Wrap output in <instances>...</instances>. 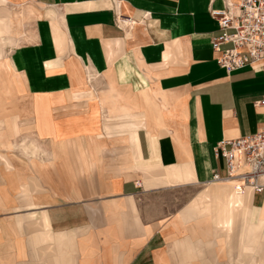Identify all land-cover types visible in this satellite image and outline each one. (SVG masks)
Returning a JSON list of instances; mask_svg holds the SVG:
<instances>
[{"label": "crops", "instance_id": "crops-1", "mask_svg": "<svg viewBox=\"0 0 264 264\" xmlns=\"http://www.w3.org/2000/svg\"><path fill=\"white\" fill-rule=\"evenodd\" d=\"M27 2L33 21L2 59L20 23L10 8L23 14ZM221 5L0 0V69L10 74L0 92H21L33 131L17 132L13 116L10 133L32 137L46 158L16 174L24 215L15 223L28 230L32 258H43L36 264H202V249L264 264V190L236 195L218 181L171 211L159 205L166 190L215 182L213 170L224 174L215 142L264 122L260 65L215 62L208 8ZM0 164L5 175L15 168L3 152ZM5 197V210L17 205Z\"/></svg>", "mask_w": 264, "mask_h": 264}, {"label": "built area", "instance_id": "built-area-1", "mask_svg": "<svg viewBox=\"0 0 264 264\" xmlns=\"http://www.w3.org/2000/svg\"><path fill=\"white\" fill-rule=\"evenodd\" d=\"M208 13L219 29L210 38L217 52L215 62L226 71L258 63L264 72V0H222L220 7H209ZM121 18L132 22L129 16ZM226 42L227 46H220ZM256 103L264 105V93ZM212 151L223 159L224 174L213 170L210 181L230 180L237 193L246 186L252 192L264 190V122L252 132L218 140Z\"/></svg>", "mask_w": 264, "mask_h": 264}, {"label": "rangeland", "instance_id": "rangeland-1", "mask_svg": "<svg viewBox=\"0 0 264 264\" xmlns=\"http://www.w3.org/2000/svg\"><path fill=\"white\" fill-rule=\"evenodd\" d=\"M23 5L26 7L23 14H21L17 7L10 8L13 15H15V18L20 20V23L15 26V30H18L17 35L15 34L13 39L7 40L3 43L2 59L6 58L10 47L20 40V33L23 29L30 26L33 21L36 12L34 6L30 2L24 3ZM8 75L10 76L9 71L2 67L0 69V77H7ZM14 90V95L3 96L0 92V152L9 155L15 165L14 170L5 175L6 171H4L0 164V264H36L38 261L43 260V258H32L31 247L27 242L28 230L24 228L18 229L15 223V216L24 215L20 212L23 201L17 192L18 184L16 179L18 175L16 174L17 172H21V166L27 165L30 160H34L35 158L44 160L46 158L45 153L40 149L42 146L32 137L28 138L27 135L22 136L20 133L11 134L12 132L9 129V123L10 118L13 116H15V121L18 126L17 132H33L29 130L31 129V124L27 120V116L25 115L22 117V94L17 88H14ZM9 137L11 138L9 139ZM20 142L24 143L27 148H31L33 145H36L37 148L34 153L28 152V150L22 148ZM212 183H218V181L197 186L190 185L184 188L179 187L166 190L162 194L164 197L163 199L166 202H163L162 205L159 203V205L171 211L173 207L175 208L185 203L198 190ZM260 194V192H256L257 199ZM5 196H7L11 202L13 200L14 204L17 205H15L14 208L5 210L3 207L6 200ZM7 210L10 211L5 212ZM215 238L217 237L215 236ZM202 252L201 257H199L202 259V264H239L235 249L230 251V258H228L222 251H218L213 258H209L205 254V250L202 249ZM254 258L255 261L253 264H258L260 258L257 255H255Z\"/></svg>", "mask_w": 264, "mask_h": 264}, {"label": "bare ground", "instance_id": "bare-ground-1", "mask_svg": "<svg viewBox=\"0 0 264 264\" xmlns=\"http://www.w3.org/2000/svg\"><path fill=\"white\" fill-rule=\"evenodd\" d=\"M24 148H25V147H24ZM220 181H226V182H228V183H230V184H231V181H230V180H220ZM246 187H248V186H246ZM246 187H245V188H246ZM245 188H244V189H245ZM244 189H243V191H244ZM247 189H249V188H247ZM243 191H241V192L237 193V192H235V191H234V189H233V192H234V194H236V195H240V194H242V193H243Z\"/></svg>", "mask_w": 264, "mask_h": 264}]
</instances>
